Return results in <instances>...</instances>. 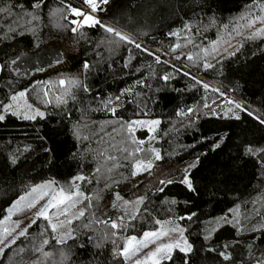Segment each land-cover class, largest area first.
Listing matches in <instances>:
<instances>
[{"label":"trees","instance_id":"1","mask_svg":"<svg viewBox=\"0 0 264 264\" xmlns=\"http://www.w3.org/2000/svg\"><path fill=\"white\" fill-rule=\"evenodd\" d=\"M37 2L41 7L33 8ZM71 3L0 0V7L12 10L10 15L0 13V61L5 65L0 75V102L10 103L13 93L27 90L18 101L20 106L31 101L44 113L43 118L25 120L0 110L5 115L0 121V232L5 224L11 229L20 221L22 229L31 222L44 203L41 200L35 208H27L34 186L48 181L56 182L53 187L63 186L76 175L88 178L77 183L85 196L93 197L90 212L95 215L74 220L68 227L75 239L65 244H57L50 229L44 232L48 221L38 219L27 236L5 249L0 264H19L22 257L16 255L17 249L38 246L43 239L49 240L44 251L53 253L46 264H123L114 257V248L123 246V238L159 228L156 220L172 221L185 229L193 246L188 264H252L264 259V168L257 157L246 156L242 150L245 144L264 147V125L255 119L264 118V37L245 41L235 55H230L235 48L229 47L242 40L237 31L247 36L255 28H264V21L247 26L252 19L264 17V0H110L101 11L110 23L102 22L130 36L141 48L126 42L109 43L118 38L88 25L73 32L78 50L69 54L55 41L72 29ZM21 12H31L39 19L8 33V26ZM176 44L181 47L173 52ZM65 61L70 63L68 67L47 72ZM205 63L212 67L205 68ZM169 74L167 81L162 79ZM62 78L63 85L59 83ZM73 79L79 81L78 86L70 83ZM112 108L117 109L115 115L109 110ZM20 110L29 111L24 106ZM138 118L160 121L153 136L146 127L131 133L120 130L119 122ZM122 137L130 149L135 147L133 139L144 141L140 147L159 150L162 159H153L150 172L136 177L131 176L134 161L122 159L106 180L96 173L102 163L96 153L110 144L123 147ZM221 139L223 143L213 150ZM113 154L120 155L114 150ZM136 155L143 157L145 152ZM152 155L148 153L150 159ZM197 157L199 163L190 173L196 189L192 192L179 180ZM169 179L176 182L159 191V181ZM117 192L121 201H116ZM139 196L145 197L143 204L124 205L123 201ZM20 197L26 199L6 219L8 209ZM114 201L116 208L112 207ZM86 204L87 200L77 208ZM137 209L138 218L130 221L126 213ZM193 212L196 216L191 221L180 219ZM118 216H124L131 226L118 237L106 236L112 230L97 219ZM222 217L231 222L225 223ZM89 222L90 227H84ZM211 227L218 230L205 240ZM220 251H226L230 260L219 256ZM29 258L36 256L23 254V259ZM183 260L184 254L175 250L174 264H183Z\"/></svg>","mask_w":264,"mask_h":264},{"label":"snow or ice","instance_id":"2","mask_svg":"<svg viewBox=\"0 0 264 264\" xmlns=\"http://www.w3.org/2000/svg\"><path fill=\"white\" fill-rule=\"evenodd\" d=\"M85 4H87L91 8V13H95L98 9L100 11H103L104 9L100 7V5H106L110 2V0H83ZM15 7V5H13ZM33 8H40L41 3L37 2L32 5ZM70 13L74 14L76 17H82V20H72L70 21L71 24H77L83 26L84 24H88L89 26H99L100 28L104 29L105 32L112 34L114 37L118 38L116 40H112L109 43L112 44H119L120 42H126L128 44H134V46L137 49L141 48V45L139 43H136L130 36L124 34L121 31H118L116 28L103 23L101 20L97 19L94 15L91 13H86L82 11L79 8L71 7L69 6ZM12 10L10 8H4L0 7V13H7L11 14ZM55 15V13H54ZM39 17L37 15H34L31 12H21V14L17 15L16 18L12 21V23L8 26V33H15L17 31V28L24 27L27 24H31L33 21L38 20ZM264 21V17H257L255 19H252L249 24L247 25L249 28L254 27L257 22ZM187 28L188 25H185ZM30 31H35V29H29ZM72 32H77V28L73 27L71 29ZM21 35H23V32H20ZM7 35V33H5ZM170 35H177V33H170ZM237 35L242 36V40L238 43V45L233 46L229 43V47H234L235 51L230 53V55H235L236 51H239L241 47H243V43L247 40H255L258 37H264V28H255V31H253L250 35L243 36L242 33L237 31ZM191 42V40H189ZM226 43H228L226 41ZM180 44H176L175 47L172 49L174 52L177 48H180ZM213 50H215V45H213ZM144 51H148L145 49ZM227 51V49H225ZM152 54V53H149ZM176 59H179L180 57H175ZM156 62L160 63V57H155ZM188 59L191 60L192 56L189 55ZM12 64H15L16 61H11ZM164 63H167V61H164ZM5 65L0 64V70H3ZM85 68H88L89 65L87 63L84 64ZM205 68L212 67L211 64L205 63ZM40 70V69H38ZM185 75H188V73H185ZM170 78L169 75H165L162 77L165 81H167ZM195 79V78H193ZM61 85L65 84L64 80H61L59 82ZM71 84L78 86L79 81L73 79L70 81ZM197 83H201L200 81H197ZM204 88H208L209 86L207 84L203 85ZM87 90V88H85ZM218 91V90H217ZM25 91H20L18 93H13L8 99L11 101L10 103H3L0 102V110H2V113H11L13 116H17L18 118H22L25 120H32L35 119L37 116L43 118L44 113L41 112L39 109H33L30 104H27L25 101L24 108L28 109L29 111L22 112L20 110L21 106L18 103V101L24 99L26 96ZM48 91H43V95L46 97L48 96ZM40 93H38V96ZM223 95V94H221ZM117 100H119V97H116ZM50 102V101H46ZM58 102L66 103L64 100H60L58 98ZM110 102V101H109ZM228 103H234L233 101H228ZM209 105L205 104L204 107H208ZM236 108L245 110L243 105L236 104ZM107 107V104L105 105ZM113 115H115L117 109L112 108L109 109ZM188 112H193L192 109H188ZM184 115H187V113H182ZM212 114H216L215 110H213ZM249 115H253V113L249 112ZM237 119H239V116H236ZM5 119L4 114H0V121H3ZM259 121L261 125H264V118L261 117H255ZM111 123V122H106ZM160 121H129V122H119L120 130L123 131L126 129L128 133H131L133 131V125L134 124H152V125H158ZM116 129H114L115 131ZM75 135L77 136V139L80 138L79 135V129L76 130ZM87 139V137H84ZM151 139V137H150ZM121 143L124 144L123 147H120L117 144H110L108 148L101 149L97 151L96 157L99 161H101V165L96 168V173L104 177L106 180L111 179V173L114 169L120 167V161L132 159L134 162L131 167V176L136 177L140 175L142 172H150L151 168L153 167V159L154 160H161L162 156L159 153V150L157 149H147L144 150L140 147L144 143V141H136L135 139L132 140V144L135 145L134 148H129L127 143L125 142V138H121ZM221 143H223V139H221L220 143L214 144L213 150L220 147ZM27 150V149H26ZM114 152L120 153L119 156L113 154ZM243 154L246 156H255L258 159V163L260 164L261 168H264V147H256L251 144H245L243 145ZM45 151H49L48 149H45ZM145 152V155L143 157L137 156V153ZM148 153L153 154L152 158L150 159L148 156ZM15 163V159L12 161ZM199 163V157H197V160L195 163L188 165L183 170V176L180 178L179 183L184 185L189 191L195 192L196 189L193 186L192 180H191V170L197 166ZM108 174V175H105ZM88 178L84 177L83 175H76L73 177L67 184L63 186H57L53 187L56 182L55 181H48L44 184H40L37 186H34L31 189V193H29V196H32V199L29 200L27 204V208H35L37 204H40L41 200H44L45 202L40 205V207L37 209V211L34 214V217L31 219V222L24 228L20 229V221L14 222V226L9 229L5 228L2 232H0V256H2L5 252L6 248L12 247L16 243L20 237H25L28 235V229L31 228L34 224H36L37 220L40 218H43L44 220L48 221V227L44 230V232H47L50 229L52 238L56 241L57 244H65L68 239H75V237L72 235V230L70 226L74 220H79L86 216V214L95 215V213L90 212V210L93 208V197L92 196H85L84 193L80 191V184L77 183L78 181L82 182L87 180ZM90 182V181H89ZM176 181L173 179L169 180H160L159 184L162 186L159 191H164L163 186H167L170 184L175 183ZM109 185L106 183L105 187H108ZM36 194V195H32ZM116 201H121L123 198L119 195L117 192L115 194ZM26 199V197H20L11 208L8 209L9 216L6 217L10 218L13 214V210L18 208V206ZM95 199L99 200L100 197L97 195ZM85 200H87V204L84 207L77 208V205L82 204ZM145 200L144 196L137 197L134 201H123L124 205H140L143 204ZM171 203H175V201H171ZM113 208L117 207V203L114 201L112 204ZM239 206H237L238 208ZM71 209H76L75 211H71ZM54 210V211H53ZM20 211H24L23 208H20ZM231 211V210H230ZM139 210L137 209L136 212H133L131 214L126 213V215H129V220H136L138 218ZM196 216V213H190L186 217H180V219H187L191 221L193 217ZM60 217H65V219H59ZM53 218L57 219V223H53ZM223 221L225 223H230L227 219V217H222ZM97 223L103 224L106 228L111 229L112 231L109 233H106V236L108 237H118L119 233L122 230L127 229L131 226V223H125L124 216H118L116 219H112L110 217L105 219H97ZM90 223L85 224L84 227H90ZM155 223L157 225H160V227L155 231H145L142 235V237L138 238L136 236H130L123 238L125 240V243L123 246H117L113 250V255L116 258H119L123 261V264H128V261L131 260L133 257H137L134 261V264H165V262H170V264H174L173 262V253L175 250H178L179 252L184 254V260L183 264H188V255L192 252L193 246L188 243L187 238L184 236L185 229L179 227L178 225H173L172 221H160L156 220ZM212 223V222H209ZM217 225H219V220L215 221ZM17 229H20L17 232ZM218 229L216 227H211L208 229V234L204 236L205 240H210L212 238V234L217 231ZM44 232H41V235H44ZM15 233V235H13ZM11 237V239H9ZM7 241V242H6ZM113 244H117V240L113 239ZM49 244L48 239H43L38 246H33L31 248H24L20 247L16 251V255L21 256V261L19 264H46V262L52 257L53 253L49 251H44V246ZM149 245H153L154 247L151 248L149 251H147L142 257L138 256V254L146 248H149ZM225 249L228 247V245L223 246ZM209 251H215L214 248H209ZM30 253L32 255H35V259L29 258L28 260L23 259L24 253ZM219 256H221L225 261L230 260V256L226 251H220ZM62 259H66V256L64 253H61ZM257 264H264V259H260L257 261Z\"/></svg>","mask_w":264,"mask_h":264},{"label":"rangeland","instance_id":"3","mask_svg":"<svg viewBox=\"0 0 264 264\" xmlns=\"http://www.w3.org/2000/svg\"><path fill=\"white\" fill-rule=\"evenodd\" d=\"M46 1H52V2H54V1H56V0H45L44 2H46ZM71 7H75V8H79V9H81L82 11H84V12H86V13H91V12H87V11H85L84 10V7H87V8H89L90 10H91V8L87 5V4H85L84 2H82V6H74L72 3H71V5H70ZM100 7H101V5H100ZM69 12H70V9H69ZM92 15H94L97 19H99V20H101V21H103V19H101L103 16H102V14H101V11L98 9L94 14L93 13H91ZM74 18H76V16H74L72 19H74ZM82 20L83 18L82 17H79V18H76L75 20ZM72 21V20H71ZM47 22H49L48 21V18H47ZM104 22H108V23H110L108 20H105L104 19ZM50 24V23H49ZM81 25H77V24H72V28L73 27H76L77 29L80 27ZM83 26H88V24H84ZM55 43H57V44H59L60 46H62L69 54L70 53H73V52H75V51H77L78 50V45L75 43V40H74V37H73V32L72 31H67L66 32V34H65V37L63 38V39H61V40H57V41H55ZM168 57H170V58H172V56H169L168 55ZM69 64L70 63H68V62H63V63H61V64H59V65H56L55 67H53V68H51V69H49L47 72H51L52 70H56V69H60V68H65V67H67V66H69ZM182 64V63H181ZM186 66V65H185ZM61 80H64V78H62ZM60 80V81H61ZM54 92V91H53ZM54 94H59L58 93V91L57 92H54ZM224 94V93H223ZM24 104H25V102L21 105V107L22 106H24ZM27 104H30L31 106H32V108H34V109H39L40 111H41V108H39L38 107V105L35 107V105H34V103H31V101H30V103H28L27 102ZM36 104V103H35ZM134 121H150V120H146V119H144V118H138V119H135ZM139 127H141V128H143V127H146L148 130H149V132H150V134H151V136H153V134H154V132H155V130H156V125H152V124H144L143 126L142 125H140V124H134L133 125V129L134 130H136L137 128H139ZM45 202V201H44ZM73 210H75V209H71L70 210V212L71 211H73ZM62 218H64V217H62ZM16 219V218H15ZM10 221H12L13 219H9ZM53 220H56V218H53ZM10 225V224H9ZM9 225L8 224H5L4 225V229L5 228H9ZM3 229V230H4ZM158 229V228H157ZM157 229H151V230H148V231H155V230H157ZM14 235V234H13ZM142 235L143 234H141V235H137V234H132V235H130V236H136V237H138V238H140V237H142ZM129 236V237H130ZM184 236L187 238V236L184 234ZM187 241H188V243H190L189 242V240H188V238H187ZM191 244V243H190ZM154 246L153 245H149V248H146V249H143L139 254H138V256H140V257H142L147 251H149L151 248H153ZM137 257H133L131 260H129L128 262L130 263V264H134V261H135V259H136ZM252 264H257V261L256 262H254V263H252Z\"/></svg>","mask_w":264,"mask_h":264},{"label":"built area","instance_id":"4","mask_svg":"<svg viewBox=\"0 0 264 264\" xmlns=\"http://www.w3.org/2000/svg\"><path fill=\"white\" fill-rule=\"evenodd\" d=\"M71 1H72V4L74 6H82V3L81 2H77V1H74V0H71ZM84 10L87 11V12H91V10L89 8H87V7H84ZM76 18H78V17H76ZM76 18H74L72 20H75ZM101 19H104V18H101Z\"/></svg>","mask_w":264,"mask_h":264},{"label":"crops","instance_id":"5","mask_svg":"<svg viewBox=\"0 0 264 264\" xmlns=\"http://www.w3.org/2000/svg\"><path fill=\"white\" fill-rule=\"evenodd\" d=\"M45 1V0H44ZM109 4V3H108ZM108 4H106V5H101V8H103V9H105L107 6H108ZM68 67V66H67Z\"/></svg>","mask_w":264,"mask_h":264},{"label":"water","instance_id":"6","mask_svg":"<svg viewBox=\"0 0 264 264\" xmlns=\"http://www.w3.org/2000/svg\"><path fill=\"white\" fill-rule=\"evenodd\" d=\"M0 64H2V62L0 61ZM1 73H2V70H0V75H1Z\"/></svg>","mask_w":264,"mask_h":264}]
</instances>
